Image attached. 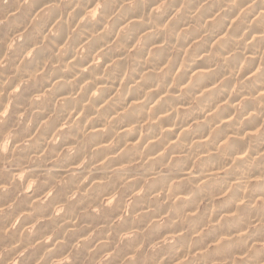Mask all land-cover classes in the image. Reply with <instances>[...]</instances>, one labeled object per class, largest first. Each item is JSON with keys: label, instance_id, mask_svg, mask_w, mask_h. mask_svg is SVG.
Masks as SVG:
<instances>
[{"label": "clouds", "instance_id": "1", "mask_svg": "<svg viewBox=\"0 0 264 264\" xmlns=\"http://www.w3.org/2000/svg\"><path fill=\"white\" fill-rule=\"evenodd\" d=\"M0 264H264V0H0Z\"/></svg>", "mask_w": 264, "mask_h": 264}]
</instances>
